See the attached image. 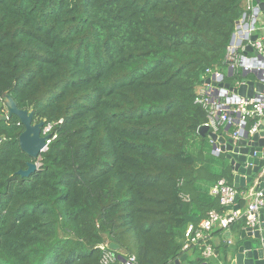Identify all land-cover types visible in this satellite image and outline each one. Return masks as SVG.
<instances>
[{
	"label": "trees",
	"instance_id": "1",
	"mask_svg": "<svg viewBox=\"0 0 264 264\" xmlns=\"http://www.w3.org/2000/svg\"><path fill=\"white\" fill-rule=\"evenodd\" d=\"M246 1L0 0V99L56 134L23 177L25 126L0 118V264H102L103 242L137 264L206 260L202 242L183 250L185 230L226 210L210 191L234 175L196 97L228 66Z\"/></svg>",
	"mask_w": 264,
	"mask_h": 264
},
{
	"label": "built area",
	"instance_id": "2",
	"mask_svg": "<svg viewBox=\"0 0 264 264\" xmlns=\"http://www.w3.org/2000/svg\"><path fill=\"white\" fill-rule=\"evenodd\" d=\"M255 8L250 21H246V15L242 18L244 21L242 19L239 21L234 35L236 38H241V43L238 44L237 41L231 43L228 60L231 61L233 70L240 67L245 71H256L261 74V81L264 82V58H260L255 54L249 56L246 51V46L250 44L258 54L264 55V35H262L264 28L257 27L258 19L255 17ZM258 29L261 35H258L255 41H252L251 36L255 35ZM239 48L242 49L243 53H239ZM207 78L210 79V82L206 81ZM203 80L204 82L197 92L196 102L202 105L207 112V120L204 125L208 127L210 132L217 134L221 125L225 124L234 125L233 130L229 133L230 137L234 139H239L245 131L250 134L258 131L260 124L264 121V91L257 92L252 97L239 95L233 89L225 86L227 83L226 76L217 67L208 68ZM240 84L241 80H238L231 86L238 87ZM54 125V123H45L42 128V135L51 134V139L55 138ZM51 139L48 141L49 143ZM211 143L213 144V153L215 155L222 154L221 144H217L212 137ZM210 193L219 198L220 204L225 206L226 210L220 212L212 209L197 225L190 223L185 230L183 239L184 251L202 242L200 246L205 245L202 249V256L205 258L215 256L213 246L206 243L210 232L215 227L227 229L243 217L246 219V226H253L256 221V213L264 204L262 190L240 191L234 184L229 183L226 178L219 179L212 186ZM238 193L240 196L249 198V203L245 209L234 208L238 203L236 200ZM98 248L102 253V264L117 262L119 264H137L136 255L123 256L112 249L108 242L99 244Z\"/></svg>",
	"mask_w": 264,
	"mask_h": 264
},
{
	"label": "water",
	"instance_id": "3",
	"mask_svg": "<svg viewBox=\"0 0 264 264\" xmlns=\"http://www.w3.org/2000/svg\"><path fill=\"white\" fill-rule=\"evenodd\" d=\"M255 17L259 20L260 15L264 16V0H255ZM242 21H244L242 19ZM258 35H252L251 40L255 41ZM237 41L241 43V38L233 36L232 44ZM247 52H254L260 58L263 54H258L252 45L246 46ZM233 71V67L230 68ZM241 84L238 87L226 83L225 86L233 89L241 96L252 97L257 92L264 91V82L261 81V74L256 71L242 70ZM210 82V79H206ZM4 107L8 109V114H3ZM34 110L29 111L27 108H20L17 101L5 92L0 99V118L6 120L12 115H17L25 126V130L19 136L22 150L33 160L27 162L26 169H20L16 173L27 177L34 173L39 166L41 153L48 147L51 134L42 135V128L45 125L44 120L34 121ZM231 127V125H228ZM203 135L213 138L216 143L221 144V151L225 154L226 159L234 173V185L237 188L249 187V190L260 189L264 194V121L260 124L257 132L250 134L245 131L239 139L232 137L226 138L216 133L210 132L206 125L200 128ZM248 190V191H249ZM240 194L236 196L238 201ZM234 208H240L237 204ZM110 247L119 251L120 247L110 243ZM185 254L181 259L176 260L174 264H180L186 257ZM123 257V256H121ZM200 264H209L202 262ZM218 264H264V204L256 213V221L253 226H244L240 236L233 246L223 255Z\"/></svg>",
	"mask_w": 264,
	"mask_h": 264
},
{
	"label": "crops",
	"instance_id": "4",
	"mask_svg": "<svg viewBox=\"0 0 264 264\" xmlns=\"http://www.w3.org/2000/svg\"><path fill=\"white\" fill-rule=\"evenodd\" d=\"M247 6L250 10V15H248L246 17V21H250L252 18V15L254 14V8L257 6V2L255 0H247L246 1V7ZM258 22L260 24V27L264 28V16L263 15H260ZM262 33H263L262 35H264V30L262 31ZM247 53L249 56H253L255 54L254 52H247ZM231 65H232L231 61L229 60L228 66L221 69V71L224 72L226 77L231 76L235 71V70H233V71L230 70ZM226 81H227V83H230V82H228V80H226ZM200 87H201V85L198 86V89ZM232 128H234V125H232L231 127H229L228 124L221 125L217 134L220 136H224L226 138H229L230 137L229 133L232 131ZM208 137L211 139V137L209 135H208ZM212 150H213V146H212ZM232 173H233V171H232ZM233 175H234V173H233ZM243 198H244V205L240 206L241 209H245L249 203V198H247V197H243ZM237 204H239V203H237ZM238 223H239L238 221L233 223L227 229H223L221 227H215L210 232L208 240L206 241V243H209L213 246V248L215 250V256H213L211 258H205L206 260L201 261L200 263L208 262L209 264H218L220 262V260H222L223 255L227 252V250L230 249V247L233 246V243L236 242L237 238L241 234V230L243 229V227L240 230H238L237 229ZM203 246H205V245H203ZM192 252L193 251H191V258L193 260L195 258H197V259L200 258V257H197L196 253H192Z\"/></svg>",
	"mask_w": 264,
	"mask_h": 264
},
{
	"label": "rangeland",
	"instance_id": "5",
	"mask_svg": "<svg viewBox=\"0 0 264 264\" xmlns=\"http://www.w3.org/2000/svg\"><path fill=\"white\" fill-rule=\"evenodd\" d=\"M232 83H234V81H231ZM222 157H225V155L224 154H222Z\"/></svg>",
	"mask_w": 264,
	"mask_h": 264
}]
</instances>
